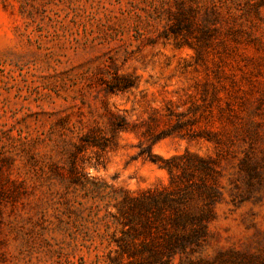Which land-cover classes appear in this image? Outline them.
Listing matches in <instances>:
<instances>
[{
    "label": "rangeland",
    "instance_id": "obj_1",
    "mask_svg": "<svg viewBox=\"0 0 264 264\" xmlns=\"http://www.w3.org/2000/svg\"><path fill=\"white\" fill-rule=\"evenodd\" d=\"M179 7L193 23L168 35ZM110 57L135 87L101 90ZM206 82L219 100L194 129H224L222 153L177 134L152 152L218 156L221 195L202 255L264 264V0H0V264H109L103 203L66 175L81 126L104 106L129 122L187 111ZM226 101L232 121L219 115ZM146 142L121 131L99 159L88 149L78 163L117 191L166 185L168 170L141 153Z\"/></svg>",
    "mask_w": 264,
    "mask_h": 264
},
{
    "label": "trees",
    "instance_id": "obj_2",
    "mask_svg": "<svg viewBox=\"0 0 264 264\" xmlns=\"http://www.w3.org/2000/svg\"><path fill=\"white\" fill-rule=\"evenodd\" d=\"M192 23L187 9L179 7L170 17L167 34L178 35L189 30ZM99 69L98 81L106 94L136 86L134 78L117 72L112 57ZM219 89L206 82L200 89L201 102L178 114L168 109L163 117L152 114L140 122H129L104 106L102 114L91 119L85 127L81 126L66 175L75 188L103 203L104 218L109 217L113 225L107 237L109 264H211L202 254L211 236L209 226L216 218L215 205L221 195L218 156L229 137L224 136V129H194V126L201 119H211L214 102L219 100ZM226 107L229 111L219 108V115L232 121L231 102L226 101ZM161 122L165 125L161 126ZM121 131H140L146 137L141 153L168 170V184L138 191L125 188L117 191L83 171L78 162L84 152L96 149L99 159L105 150L115 147ZM172 134L189 140H210L217 147L218 156H202L186 150L182 154L162 157L152 152L153 144Z\"/></svg>",
    "mask_w": 264,
    "mask_h": 264
}]
</instances>
